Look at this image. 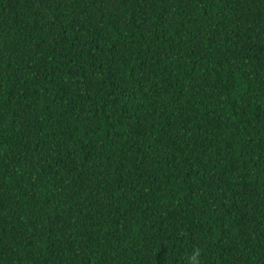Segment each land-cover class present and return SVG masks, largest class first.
<instances>
[{
    "label": "trees",
    "instance_id": "16d2710c",
    "mask_svg": "<svg viewBox=\"0 0 264 264\" xmlns=\"http://www.w3.org/2000/svg\"><path fill=\"white\" fill-rule=\"evenodd\" d=\"M264 264V0H0V264Z\"/></svg>",
    "mask_w": 264,
    "mask_h": 264
},
{
    "label": "clouds",
    "instance_id": "9594fccd",
    "mask_svg": "<svg viewBox=\"0 0 264 264\" xmlns=\"http://www.w3.org/2000/svg\"><path fill=\"white\" fill-rule=\"evenodd\" d=\"M200 255V250L199 249H196L192 255L190 256V261H191V264H198V260L197 258L199 257Z\"/></svg>",
    "mask_w": 264,
    "mask_h": 264
}]
</instances>
